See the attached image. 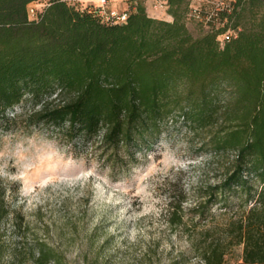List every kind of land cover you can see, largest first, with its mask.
I'll use <instances>...</instances> for the list:
<instances>
[{
	"label": "trees",
	"instance_id": "trees-1",
	"mask_svg": "<svg viewBox=\"0 0 264 264\" xmlns=\"http://www.w3.org/2000/svg\"><path fill=\"white\" fill-rule=\"evenodd\" d=\"M221 1L211 15H191L209 27L194 36L191 0H165L170 22L129 0L117 24L80 2L49 0L31 18L38 0H0V117L81 144L113 176L181 119L212 157L232 159L217 182L195 189L197 219L186 220V189L168 186L167 228L188 233L203 264H225L236 246L239 264H264V0ZM24 101L29 113L7 116ZM7 190L0 181V223L11 214ZM7 255L10 264H62L43 241L7 250L0 236V264Z\"/></svg>",
	"mask_w": 264,
	"mask_h": 264
},
{
	"label": "rangeland",
	"instance_id": "rangeland-1",
	"mask_svg": "<svg viewBox=\"0 0 264 264\" xmlns=\"http://www.w3.org/2000/svg\"><path fill=\"white\" fill-rule=\"evenodd\" d=\"M48 1L38 0L33 8L41 10ZM70 1L94 5L97 0ZM136 1L148 16L172 21L167 7ZM130 6L129 0H108L107 10L131 12ZM217 6L218 0H191V7L204 14L211 15ZM212 24L220 28L225 21L214 19ZM186 26L194 36L209 28L190 15ZM31 110L24 101L7 116ZM200 142L181 119L169 122L129 171L113 176L81 144L73 148L43 127L26 129L19 121L9 124L0 117V181L8 187L11 211L0 223L1 240L7 250L43 241L62 264H203L188 250V233L169 230L164 218L169 185L179 182L188 192L189 222L197 219L191 210L195 189L217 182L229 166L231 154L214 158ZM241 253L240 246L233 247L225 264H239ZM4 264H10L8 255Z\"/></svg>",
	"mask_w": 264,
	"mask_h": 264
},
{
	"label": "built area",
	"instance_id": "built-area-1",
	"mask_svg": "<svg viewBox=\"0 0 264 264\" xmlns=\"http://www.w3.org/2000/svg\"><path fill=\"white\" fill-rule=\"evenodd\" d=\"M151 1L155 7L162 9L166 8L165 0H151ZM205 1L210 3L213 2V0H205ZM218 3H220V5H223V1L220 2V0H218ZM107 4H108V0H97L96 2H94V5L91 6L95 11H97L102 16L104 21H106L107 23L117 24V23H122L126 20L127 11H122L121 13L115 11H108ZM197 10L198 9L196 8H192L190 16L193 13H196ZM28 11L30 16H34L35 9L33 8V5L29 6ZM232 35H233L232 33H226L220 37V41L221 42L227 41L231 38Z\"/></svg>",
	"mask_w": 264,
	"mask_h": 264
},
{
	"label": "crops",
	"instance_id": "crops-1",
	"mask_svg": "<svg viewBox=\"0 0 264 264\" xmlns=\"http://www.w3.org/2000/svg\"><path fill=\"white\" fill-rule=\"evenodd\" d=\"M92 1H95V0H92Z\"/></svg>",
	"mask_w": 264,
	"mask_h": 264
}]
</instances>
